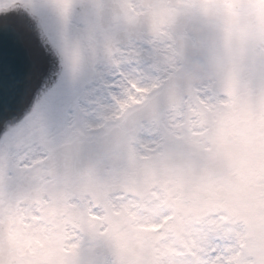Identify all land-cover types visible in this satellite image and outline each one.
Wrapping results in <instances>:
<instances>
[{
	"label": "snow or ice",
	"instance_id": "6c2138e0",
	"mask_svg": "<svg viewBox=\"0 0 264 264\" xmlns=\"http://www.w3.org/2000/svg\"><path fill=\"white\" fill-rule=\"evenodd\" d=\"M0 264H264V0H0Z\"/></svg>",
	"mask_w": 264,
	"mask_h": 264
}]
</instances>
